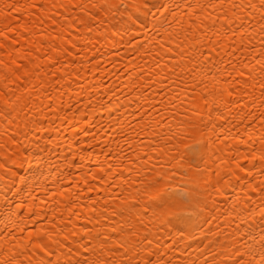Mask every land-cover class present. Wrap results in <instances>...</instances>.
Returning <instances> with one entry per match:
<instances>
[{
	"label": "bare ground",
	"instance_id": "1",
	"mask_svg": "<svg viewBox=\"0 0 264 264\" xmlns=\"http://www.w3.org/2000/svg\"><path fill=\"white\" fill-rule=\"evenodd\" d=\"M142 2L0 0V264H264L261 0Z\"/></svg>",
	"mask_w": 264,
	"mask_h": 264
},
{
	"label": "snow or ice",
	"instance_id": "2",
	"mask_svg": "<svg viewBox=\"0 0 264 264\" xmlns=\"http://www.w3.org/2000/svg\"><path fill=\"white\" fill-rule=\"evenodd\" d=\"M260 6L262 8H264V0H261ZM142 7H143L145 12L150 11L149 0H143ZM151 7H156V5L153 4V5H151ZM161 7L166 8L167 6L161 5ZM249 7H253V5L249 4ZM262 70H264V68H262ZM176 138L179 139L183 143L184 138H185V134L180 133ZM201 154H202V149L199 147V141H194L192 144H185L184 151L180 153V156H181V158H183L185 156L189 157V162L192 164H195L200 159ZM177 195H179V193H177ZM262 215H264V214H262ZM260 239L262 241H264V234L261 235ZM121 247H123V245H121ZM77 264H90V262L87 259H85L82 262L77 261ZM145 264H151V262L146 261Z\"/></svg>",
	"mask_w": 264,
	"mask_h": 264
}]
</instances>
